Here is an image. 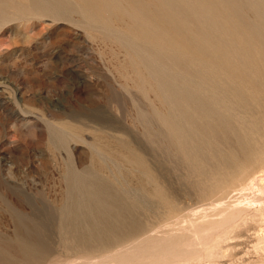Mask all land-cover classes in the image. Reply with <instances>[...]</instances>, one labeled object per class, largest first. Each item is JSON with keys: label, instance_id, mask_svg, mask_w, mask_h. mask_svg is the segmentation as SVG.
I'll use <instances>...</instances> for the list:
<instances>
[{"label": "rangeland", "instance_id": "rangeland-1", "mask_svg": "<svg viewBox=\"0 0 264 264\" xmlns=\"http://www.w3.org/2000/svg\"><path fill=\"white\" fill-rule=\"evenodd\" d=\"M6 1L8 2V0H0V15L8 14L2 21L3 24L2 22L0 24V264H30L27 259L22 257L19 247H16L14 251L7 250L9 244L16 242L19 244V241H22V239H15L17 237L15 215H22L28 220L26 223L33 225L35 222L32 220H36L38 217L44 218L45 212L48 213L50 210L54 213L56 222L46 221L43 231L53 246V252L44 260V264H66L72 259L82 256V254L75 256L74 253L104 249L110 244L116 246L129 239L159 235L163 231L184 233V235L177 237V241L174 239L170 251L156 246L152 250L153 252L143 255L137 264H264V215H262L264 208L260 209L261 211L257 208L250 210L246 214V219L239 222L225 239L220 240L214 253L206 252L205 244L202 243L199 236L204 233V230L211 233L219 231L212 222L219 220L224 211V207L219 203L221 196L217 195L208 199L200 193L195 194L190 190L189 185L185 184L181 176L182 171L175 168L173 161L171 163L167 161L172 175L162 178V183L172 196L171 199L177 202L179 212H173V214L180 218L179 222L177 220L169 221L172 213L165 201L157 198L153 192L142 190L141 186L145 185L151 188L152 182H154L153 178L149 176L150 171L148 173V169L144 167L147 170L146 174L142 166L126 161L132 157L135 161L139 158L143 159L150 166H153L155 162L154 154L149 151L151 148H148L153 146L148 134L150 128L147 123L145 124L146 120L142 118L146 114L149 116L151 111L159 106L160 101L154 91L145 89L143 80H160L164 106L170 105L168 103H173L175 99H186L192 102L193 110L189 114L187 113L185 126L189 132L193 133L196 140L195 133L201 132H196L195 129L201 128L202 135L205 137L210 135V125L206 122L203 128L200 125L203 114L209 116L211 113L218 114L209 97L210 92H205V90L200 92L201 87L224 90L226 87L224 80L227 79L221 75L222 73L211 69L206 62L194 59V56L188 55L190 56L188 57L183 53L180 57L181 51L174 47L175 50H173L172 46H167V44L170 45L167 41H159L154 27L155 30L150 28L152 31L150 38L133 33V28L136 29L140 18L143 17L144 9L151 15L153 11H158L155 6L152 8L153 3L149 4L145 0H138L139 5L136 3L137 0H102L104 6L108 1L114 5L106 4L105 7L108 6L109 12L112 10L110 8L117 5L121 10H126V21L124 18L121 19L116 11L108 12L105 15L107 18L103 15L102 18L101 16L97 18L98 14L92 13L95 10L88 2L78 4L75 0H15L12 3ZM44 1L45 3H43ZM175 1L178 0L171 2L164 0L166 4L171 5V8L174 7V12L175 10L179 12L180 17L186 16L184 18L186 22L197 25L199 19L194 14L198 13L199 6L194 2L195 0H179L181 2L178 1L174 5L172 2ZM121 3L124 4L122 7ZM191 4L194 5L191 6ZM50 5L57 6L55 8L60 10L59 15L50 13ZM84 5L88 6V10ZM75 6L78 7V11ZM175 6L179 8L176 9ZM12 7L19 8V14H13L15 10ZM59 7L66 8L61 10ZM129 7H131V11ZM65 10L69 14L62 12ZM233 10L239 11L236 6H233ZM133 13H138L139 15H135L140 18L130 16H134ZM165 13H168L167 8L163 14L166 15ZM154 14L152 16H155ZM62 16L63 19H61ZM85 16L89 18H85ZM59 17L60 19H58ZM118 17L124 22H118L117 20H120ZM5 20L6 22H4ZM114 20L118 23L115 24ZM101 23L100 27L104 25L107 27L105 30L99 28ZM108 26L112 27V30H108ZM111 31L114 32L112 35H110ZM167 31V39L178 37L175 30L167 28ZM131 36L134 40L130 38ZM154 39H156L157 46L154 45ZM149 41H152L150 43L153 44L150 45ZM131 43L139 44V46ZM164 45L169 48H163ZM134 47L139 52L137 49V51L134 50ZM142 47L147 53L142 51ZM154 47L160 50L158 51ZM136 52L142 53L140 55L142 58L135 55ZM177 52L180 53L177 54ZM148 54L156 59L155 61L163 63V67L161 68L160 62H152L153 58L147 56ZM133 57L136 59L134 60ZM131 59H133V65ZM146 59H149L150 62ZM157 64H160V68ZM135 67L138 71L135 70ZM190 80L195 81L191 83ZM187 85L190 87H185ZM198 90L199 92H197ZM107 95H110L108 96L109 100ZM205 99L208 102H205ZM152 103H155L156 107ZM233 104L235 105L234 102ZM236 108L240 115H245L247 111L245 105L237 103ZM94 110L98 111L93 112ZM141 110L143 111L141 112ZM81 112L84 114L83 116H81ZM139 112L143 114L141 115ZM153 121L156 122V127L161 126L156 120ZM223 122L227 126L231 125L227 118ZM56 124L57 126H55ZM48 126H51L52 131L55 132H62L61 129L64 131L66 128L64 132L66 134L62 132L64 136L61 132L59 133L64 139L62 148L53 150L50 146L51 129ZM65 136L67 138H64ZM69 138L72 140L68 142ZM90 144L91 147H89ZM250 145L248 144L244 152L250 151L248 149L251 147ZM95 151L111 164H115L112 166L115 172L116 167L114 166L119 165L123 176L122 181L129 180L130 187L140 190L139 193L141 192L142 194H140L149 200L150 205L139 207L132 214L126 215L127 204L125 201L127 197L121 191L119 182L115 183L103 170H99L100 172L95 168L93 170L91 155ZM76 155L78 159L75 158ZM106 155L112 156V159ZM66 161L71 164L73 169L76 167L75 170L81 173L78 192L85 198L84 212L85 214L88 212V216L78 214L80 213L77 201L80 198L79 193H76L71 187L73 180L67 179L66 181V176L62 171ZM214 163L215 160H210V167ZM263 170L264 152L251 153L250 158L231 180L230 185L236 187L240 180L248 182V178L254 176L256 186H264V180L261 177L257 179L256 176ZM131 174L133 175L131 176ZM58 202H60L59 206ZM68 209L72 210L70 214L66 211ZM175 222L178 223L173 224ZM165 223H169V225L166 224V227ZM93 230L97 231L98 236L90 233H93ZM62 239L68 240V246L71 249L65 247ZM91 241H97L96 243L99 245ZM95 245L99 248H95ZM133 251L140 253L137 248H133ZM129 264L133 263L129 262Z\"/></svg>", "mask_w": 264, "mask_h": 264}, {"label": "bare ground", "instance_id": "bare-ground-1", "mask_svg": "<svg viewBox=\"0 0 264 264\" xmlns=\"http://www.w3.org/2000/svg\"><path fill=\"white\" fill-rule=\"evenodd\" d=\"M14 1L15 0H8V2L7 1L6 2L12 3ZM24 1H28V0H24ZM71 1H74V0H71ZM75 1H77L78 4H80V3L86 4L88 2L93 7V9L95 10V11H93V10H91L92 9L91 8L90 10L93 11L92 13L96 12L94 14H96V15L98 14L97 18L99 16H101V18H102V15L105 16L109 12L108 6L105 7L107 3L111 4V6H114V5H112L111 2L109 3V1H111V0H109L107 3H105V6H104V2L102 0H75ZM123 1H125V0H123ZM139 1L137 0L136 3H138ZM146 1L149 2V4L153 3L154 5H153V7L152 6L151 7L154 8V6H155L158 9V11L157 12L153 11L152 15L154 13H156V14H154L155 16H152L146 9H144L145 12L143 11L144 13H143L142 18L135 15L138 13H135V14L133 13L134 16L130 15V16L135 17V18L137 17V19L140 18L138 25L136 24V21H135V24L137 26H136V29L133 28V33H138L142 37H145V38L149 37L150 38L151 37L150 34L152 32V31H150V28L152 27V29H153V27H154L157 31L159 41L160 42H162V41L166 42L167 41L170 44V45L167 44V46H169V47L172 46V48L174 47V48H177L179 51H181L182 53H181V55H179L180 57L182 56L183 53L186 56H188V55H190L191 57L194 56V59H198L199 61L206 62L207 65L208 64L210 65L211 69L213 68L215 71L222 73L221 75L223 77H225L227 80H224V83L226 84V87L224 90H220L218 88H212V87H211V89H209L207 86L206 87L208 89H206L205 87L204 88L201 87L200 92H202L203 90H205V92H210L209 97L211 98L212 105L215 107L218 114H212L211 113L210 116L203 114L204 116L201 119L202 123L200 125L203 128L205 126V122L208 123L210 125V128H211L210 129V135H209V137L208 136L205 137V135L204 136L202 135L203 133H202L201 128H199L198 130L195 129L196 132H198V131L201 132V133H195L196 140L194 139L195 136H193V133L189 132L185 126V123L187 120V113L189 114L193 110L192 102L190 100H186V99H175V101L173 103H171V102L168 103L170 105L164 106L162 95H161L162 90L160 89V86H161L160 80H151V79L150 80H143L145 89L148 91H150V90L154 91L158 100L160 101V104L158 107H156V105H154L156 102L154 104L152 103L156 108L154 109V111L149 110V111H151L149 116L146 114L144 116V118H142V119L146 120L144 122H145V124L147 123V125H149L148 128H150L148 134L150 137L149 139H151L150 143H152L153 146H150L148 148L149 149L151 148V150H149V151L154 154L155 162H154L153 166H150L149 164H146L145 160H143V159L141 160L139 157H138L139 159H137L136 161L132 157H129L128 158L129 160H126V161L136 163L138 166H142L143 168L146 167L148 169V173L150 171L149 176L151 178H153L154 182H152L151 188H149V186L147 187L145 185L141 186L142 190L144 192L145 191L153 192L157 198L162 199V201H165V203L170 207V210L172 213V215L169 218V221H173V220L178 221L180 218L173 214V212H179V207L177 206V202L174 201V199H171L172 196L169 194V192L167 191V188H165V186L162 183V178H164V177L166 178V176L172 175V170L168 167V164L166 163L167 161H169L170 163L173 161L175 164V168L177 170L182 171L181 176L183 177L185 184L189 185L190 190L195 192V194L200 193L204 197H207L208 199L213 198L217 195L221 196L219 199V203H221V205L224 207V211H223L222 216L219 220L212 222V224H214L218 228L219 231L217 233H211L210 231L204 230V233L199 236L200 240L203 241L202 243L205 244V246H204L205 251L209 252V253H212V252L214 253V251L216 250L217 244L220 242V240L225 239L227 237V235L234 230V228L238 225L239 222H241L242 220H245L246 216H247L246 214L250 210H252V209L255 210L256 208H257V210L258 209L260 210V209L264 208V188H262L264 186L263 185L262 186H256V180H255L256 178L253 179L254 176L248 178V180H249V181L247 180L248 182H246V180H245V182H242V180H240L236 187H233L232 185H230L231 180L241 170L244 163L250 158L251 153L264 152V0H227V1L226 0H195L194 2H196L198 5L195 3L194 4L199 6V10L197 9L198 13L194 14L197 16V17L196 16L195 17L199 19V20H197V22L199 21L198 23H196L197 25L186 22L185 21L186 19H184L186 16L184 15L185 17H183V15H182L180 17L178 15L179 12H177L175 10V12H177V13H175L173 10L174 7L171 8V5L168 3L166 4L164 2V0H145V2ZM171 1H173V0H170V2ZM178 1H175L172 3H174V5H175L176 2L178 3ZM179 2H181V1H179ZM2 3H4V2H2ZM43 3H45V1ZM58 3H57V5H58ZM73 3H75V2H72V4ZM116 3H118V2H116ZM143 3H144V1H143ZM188 3H189V1L187 2V4ZM139 4L140 3H138V5ZM141 4H142V2H141ZM194 4H191V6ZM74 5H77V4L75 3ZM122 5H124V4L121 3V7H122ZM182 5H184V4L182 3ZM61 6H62V4H61ZM84 6H86V8L88 7L87 5H84ZM126 6H128V5H126ZM145 6H146V4H145ZM233 6H236L237 10L239 9V11L235 12L233 10ZM50 7H51L50 13L51 12H52V14L57 13L59 15L60 10L58 8H55L57 6L50 5ZM80 7H81V5H80ZM136 7H137V5H136ZM163 7H164V9H163ZM12 8L15 10V12H13V14H19L18 13L19 8H16V7H12ZM59 8H61V10H62V8H66V7H59ZM75 8H76V6H75ZM129 8L131 11V7H129ZM138 8L140 9L142 7H138ZM166 8H167L168 13H165L166 15H164L163 12L164 11L166 12ZM177 8H179V7H176V9ZM123 9H125V8H123ZM87 10H88V8H87ZM110 10H111L110 12H112V11L118 12V15L121 19H123V18H124V20L126 19V17H125V15H127L125 13L126 10L125 11L121 10V8L118 5L113 7V8H110ZM183 10H184V8H183ZM192 10L194 12V9H192ZM192 10H191V12H192ZM68 11H69V9H68ZM68 11L65 10L62 12L65 13ZM77 11H78V9H77ZM150 11H151V9H150ZM70 12H71V10H70ZM140 13H142V12H140ZM68 14H69V12H68ZM7 15L8 14H5V16L0 15V24L4 19H6ZM186 15H188V14H186ZM89 16H90V14H89ZM60 17L58 19H60ZM68 17H69V15H68ZM150 17H151V19H150ZM64 18H65V16H64ZM85 18H89V17L85 16ZM90 18H91V16H90ZM196 18H195V20H196ZM61 19H63V16ZM66 19H68V18H66ZM112 19H113V17H112ZM121 19L117 20V21L118 22L123 21ZM98 20L100 21V18ZM103 20H105V19L103 18ZM112 21H111V23L114 24ZM4 22H6V20ZM89 22H91V21H89ZM108 22H110V21H108ZM114 22H115V24L118 23V22L116 23L115 20H114ZM128 23H129V21H128ZM2 24H3V22H2ZM93 24H96V23H93ZM112 24H110V25H112ZM131 24H133V23H131ZM101 25H102V23L99 25L100 29L105 30V28H107V27H104L105 25L100 27ZM126 25H127V23H126ZM111 28L109 27L108 30ZM167 28H171V29H173V31L175 30L178 37H176V39L175 38L174 39H167V37H166ZM155 29H153V30H155ZM108 30H106V31L108 32ZM114 31H116V30H114ZM112 33H114V32L111 31L110 35H112ZM122 33H120V34H122ZM155 34H154V36L157 37ZM123 35H125V34H123ZM135 35L136 34H134V36ZM174 35H176V34L174 33ZM126 36L129 37L128 34H126ZM167 36H168V34H167ZM114 37H116V36H114ZM117 37H120V36H117ZM123 38H125V37H123ZM130 38H133V37L131 36ZM118 39H120V38H118ZM132 40H134V38ZM155 40L156 39H154L153 41H155ZM116 41H119V40H116ZM143 41H144V38H143ZM121 42L123 43V41H121ZM121 42L120 43L118 42V43L122 44ZM135 42H137V41H135ZM141 42H142V40H141ZM150 42H152V41H149V43ZM160 42H159V44H160ZM156 43L157 42L155 41L154 45H156ZM131 44H133V43H131ZM134 44L136 46H139V44L138 45L136 43H134ZM151 44H153V43H150V45ZM165 45L163 48L167 47ZM169 47H167V48H169ZM124 48H126V47H124ZM140 48H141V44H140ZM174 48H173V50H175ZM136 49L137 48L134 47V50H136ZM155 49H157V48H155ZM143 50L144 49L142 47V51ZM178 50H176V51H178ZM162 51H164V50H162ZM137 52H139V50ZM161 52H159V54H161ZM136 53H135V55H137V56L139 55V58H142V57H140V55L142 53L141 54H138V53L136 54ZM169 53H170V51H169ZM179 53L177 52V54H179ZM130 54H132V53H130ZM143 54L145 55V53H143ZM132 56H133V54H132ZM147 56L152 57L149 54ZM190 56H188V57H190ZM150 57H148V58H150ZM159 57H160V55H159ZM135 59L136 58H134V60ZM185 59H186V57H185ZM189 59H188V61H189ZM131 60L130 61L133 65V63H134L133 59H131ZM155 60L156 59L153 58V60H151V61L154 62ZM146 61H149V59L148 60L146 59ZM155 62H157V61H155ZM158 62H160V61H158ZM146 63L148 64V62H146ZM154 64H156V63H154ZM191 64H193V63H191ZM157 65L160 68V64H157ZM157 65H155V66H157ZM161 65H162L161 66V68H162L163 63H161ZM134 66H135V64H134ZM148 66H150V65H148ZM146 68H148V67L146 66ZM148 69H150V68H148ZM148 69H146L147 72H148ZM135 70L138 71L137 68ZM150 71H152V70H150ZM152 73H154V72L152 71ZM137 74H138V72H137ZM148 74H149V72H148ZM157 75H159V74H157ZM151 76H153V75H151ZM159 78H160V76H159ZM161 78H163V77H161ZM208 79H210V78H208ZM170 81H172V80H170ZM190 81L192 83L195 80H193V81L190 80ZM197 83H200V82H197ZM178 84H181V83H178ZM137 85H139V84H137ZM200 86H202V85H200ZM185 87H190V86L187 85ZM161 88H163V87H161ZM139 89H140V87H139ZM221 89H223V88H221ZM111 90H113L112 87H111ZM197 92H199V90ZM111 93H112V91H111ZM163 95H164V93H163ZM205 95H207V94H205ZM108 96H110V95H107V97ZM166 96L168 97V94H166ZM194 96H192V97H194ZM107 99L109 100V97ZM110 99H112V98L110 97ZM205 102H208V101L205 99ZM233 102L235 103V105L233 104ZM237 103L243 104L247 107V111H246L245 115H240L238 113L239 110H238V108H236ZM212 105H211V107H212ZM204 106H205V104H204ZM87 107H89V106H87ZM96 111H98V110H96ZM96 111L94 110L93 112H96ZM142 111L143 110H141V112ZM78 112L80 113L79 110H78ZM141 112H139V113H141ZM81 114H82L81 116L84 115L82 112H81ZM142 114L143 113H141V115ZM226 118L230 122V124H231L230 126H227L223 122L224 119L226 120ZM153 120H156L157 122H159L161 126L158 123V126H160V127L159 128L156 127V124H155L156 122H154ZM187 123H189V122H187ZM50 125H53V124H50ZM55 126H57V124ZM59 127H60V125L58 126V128ZM51 128L52 127L50 126L49 129H51ZM65 129H64V131H63V129H61L63 133L65 132ZM67 130L69 131V129H67ZM146 130L144 131L145 133L147 132ZM50 131H51V134L49 135V144L52 147V149L58 150L59 148H62L64 146V144H62L64 139H62L61 138L62 135L59 134L61 131L59 130L60 132H55V131H52V129ZM68 131H66V132H68ZM64 134H66V133H64ZM64 134H63V136H64ZM70 134H73V133H70ZM64 138H67V137L65 136ZM69 140H72V139H70V138L67 139L68 142H69ZM75 140H76V138H75ZM94 144H96V143H94ZM199 144H201V145L198 147ZM248 144H251L250 145L251 147L248 148V149H250V151L244 152L246 147L248 146ZM65 146H66V144H65ZM91 146L92 145L90 144L89 147H91ZM131 147H133V146H131ZM93 148H94V146H93ZM90 151H92V150H90ZM98 151H100V150L98 149ZM114 152H115V150H114ZM101 153H102V151H101ZM66 155H67V153H66ZM91 156H92L91 157V165L93 167V170L95 168L98 171L99 170L105 171L107 173L108 177L111 180L115 181V183H116L117 182L116 172L114 171V169L112 167L114 163L111 164L108 160L102 159L101 155H99V153L96 151ZM106 156L109 157L108 155H106ZM77 157L78 156L76 155L75 158H77ZM111 157H109V159H112ZM121 157L124 158V156H121ZM49 159H51V158H49ZM115 160H116V158H115ZM210 160H215L214 165L211 167H210ZM69 161H71V160H69ZM86 162L88 163V161H86ZM56 163H58V162H56ZM70 165L71 164H69V162L66 161L64 163V168L62 171L64 173V176H66L65 177L66 181H67V179L73 180V185L71 184V187H72V189H74L77 185L79 186V182L81 181V173L78 170H75L76 167L73 169ZM123 165H125V164H123ZM114 167H116V166H114ZM144 170L147 174V170L145 168H144ZM137 171H139V170H137ZM224 171H225V173H224ZM61 174H62V172H61ZM257 174H258V175H256L257 179H258V177L259 178L261 177V179L264 180V170L260 171V173L258 172ZM132 175L133 174H131V176ZM92 177H93V175H92ZM138 181H140V180H138ZM122 182L126 186V188L132 189V187H130L131 183L129 180L124 179V181H122ZM116 186H118V185H116ZM128 195L130 196L129 193H128ZM149 198H151V197H149ZM25 199H26V197H25ZM153 200H155V199H153ZM34 202L37 203L36 201H34ZM60 202L57 203L58 206H59ZM125 202L127 204V207H125L126 211H127L126 215L132 214V212L139 207H141V208L145 207L144 201H138V202L133 203L127 197ZM93 203H95V202H93ZM129 207H132V208L130 209ZM125 208H123V209H125ZM262 215H264V214H262ZM15 217H16L15 221H16V228H17V235H16L17 237L15 239H17V238L22 239V241H19V244H18V242H16L15 244H13V243L9 244L7 250L10 249V251H12V250L14 251L16 249V247L17 248L19 247L18 249L21 250L22 257L27 259L30 264H44V260L48 257V255L51 252H53V246L48 241V239L46 238V234L43 230H45L44 227L46 226V221L51 222V223L56 222L54 213L51 210L48 211V213L45 212L44 218L38 217V218H36V220H32L35 222L33 225L26 223L28 220L26 218H24L22 215H15ZM178 222H175L173 224H177ZM88 223H90V222H88ZM166 224H167V226L169 225V223H165L164 226H166ZM138 225H139V223H138ZM93 231L94 232L92 234H95L94 236H98L97 231H95V230H93ZM52 232H54V231H52ZM183 235H184V233L177 234L176 232H165V231H163L159 235H150L147 237L137 238V239H132V240L129 239L127 241H124L122 244H119L116 246H112V244H110L107 247H105L104 249H100L96 245L94 247L99 248V249H94L92 251H81V250L77 249L78 251H81V252L74 253V255L79 256L80 254H82V256L80 255L81 257L79 256V258H77V259H72L71 261L67 262L66 264H129V262H132L133 264H137L138 262H140L143 255L153 252L152 250L156 246H161L165 250L170 251L171 247H172V242L174 241V239H176V241H177L178 238L180 236H183ZM21 242H22V244H21ZM62 242L67 249H71L68 246V240L67 239L66 240L62 239ZM91 242H94V244L99 245L98 243H96L97 241H91ZM17 244H18V246H17ZM133 248H137L140 251V253H135V251H133Z\"/></svg>", "mask_w": 264, "mask_h": 264}, {"label": "water", "instance_id": "water-1", "mask_svg": "<svg viewBox=\"0 0 264 264\" xmlns=\"http://www.w3.org/2000/svg\"><path fill=\"white\" fill-rule=\"evenodd\" d=\"M102 158V157H101ZM104 160H107L106 158H102ZM116 178H117V181L119 182V185L121 187V191L126 195V197H128L130 199V201H132L133 203L135 202H138V201H144L145 203V206H148L150 205V202L147 198H145L144 196H142L138 190H135L134 188L132 189H128L126 188V186L123 184L122 182V175H121V168L119 165H116ZM80 184V183H79ZM74 191L76 193H79V200H78V209L80 211V213H78L80 216H88V212H84V209H85V198L82 196V194H80L79 191V186L77 185L75 188H74ZM130 194V196L128 195V193ZM132 204V203H131ZM69 214L71 213L70 211H72L71 209H68L66 210ZM92 234V232H90Z\"/></svg>", "mask_w": 264, "mask_h": 264}]
</instances>
